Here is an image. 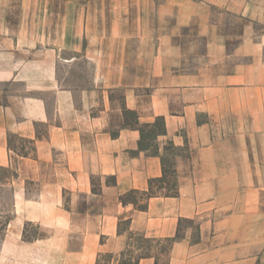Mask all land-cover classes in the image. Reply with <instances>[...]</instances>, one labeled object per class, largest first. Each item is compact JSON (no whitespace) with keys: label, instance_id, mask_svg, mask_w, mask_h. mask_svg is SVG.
Returning a JSON list of instances; mask_svg holds the SVG:
<instances>
[{"label":"crops","instance_id":"obj_1","mask_svg":"<svg viewBox=\"0 0 264 264\" xmlns=\"http://www.w3.org/2000/svg\"><path fill=\"white\" fill-rule=\"evenodd\" d=\"M125 109L166 133L141 150ZM163 156L178 195L124 205ZM0 168L10 264H120L130 231L180 236L166 264H264V0H0Z\"/></svg>","mask_w":264,"mask_h":264},{"label":"trees","instance_id":"obj_2","mask_svg":"<svg viewBox=\"0 0 264 264\" xmlns=\"http://www.w3.org/2000/svg\"><path fill=\"white\" fill-rule=\"evenodd\" d=\"M125 115L127 116V125H131L133 127H137L140 131L141 138L139 141V148L141 150L149 149L152 145L154 140L161 134L166 133V126H165V117H158L154 123L151 124H139L138 121H134L136 119V113L130 110H124ZM130 119L132 121H130ZM168 150L172 149V145L167 147ZM163 163V174L161 177L151 179L149 182V188L145 191L140 190H132L128 193L123 194L120 199L123 204H133L135 208L140 210L147 209L148 201L150 198L159 195L165 196H177V171L173 164V162L166 157H162ZM115 182V179L112 181ZM161 190H165L166 192H161ZM127 227V223H124V226H121V229H125ZM136 238L137 242L140 243L139 245L144 246L145 242H152L155 241L150 238H145L141 235H137L130 231V238ZM178 236L175 238L177 239ZM175 239H166L168 242H173ZM107 257H111L110 254H106ZM123 257V253H122ZM142 256L138 257L137 259H127L121 260L120 264H139V261ZM101 257H99L97 264H101Z\"/></svg>","mask_w":264,"mask_h":264},{"label":"rangeland","instance_id":"obj_3","mask_svg":"<svg viewBox=\"0 0 264 264\" xmlns=\"http://www.w3.org/2000/svg\"><path fill=\"white\" fill-rule=\"evenodd\" d=\"M14 176L15 174L10 169L0 168V264H10L8 260H4L3 258L2 246L7 237L9 223L14 218L15 214L14 185L11 184V181H13ZM161 192L166 191L161 190ZM186 224H188V222ZM36 233L37 228L34 224H26L23 238L33 239V237L36 236ZM139 244L140 243L137 242L135 237L131 239L129 241V247H126V249L123 251L122 260L127 261V259H137L142 255L153 252L157 256H159L161 264H166L167 252L169 250L171 242L155 240L152 242H145L144 246H141ZM141 248L142 250H139ZM110 259L111 257L102 255L101 264H108V261Z\"/></svg>","mask_w":264,"mask_h":264}]
</instances>
